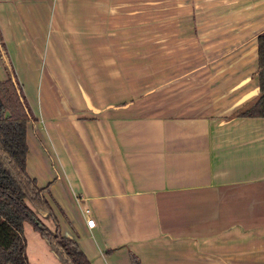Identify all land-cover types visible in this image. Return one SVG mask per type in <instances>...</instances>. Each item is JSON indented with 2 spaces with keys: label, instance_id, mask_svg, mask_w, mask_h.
Returning <instances> with one entry per match:
<instances>
[{
  "label": "crops",
  "instance_id": "obj_1",
  "mask_svg": "<svg viewBox=\"0 0 264 264\" xmlns=\"http://www.w3.org/2000/svg\"><path fill=\"white\" fill-rule=\"evenodd\" d=\"M262 30L264 0H0L25 170L90 264H264Z\"/></svg>",
  "mask_w": 264,
  "mask_h": 264
},
{
  "label": "trees",
  "instance_id": "obj_2",
  "mask_svg": "<svg viewBox=\"0 0 264 264\" xmlns=\"http://www.w3.org/2000/svg\"><path fill=\"white\" fill-rule=\"evenodd\" d=\"M258 95L234 116L264 117V30L256 36ZM0 62L6 77L0 80V264H28L23 222L46 240L61 264H90L75 240L60 234L45 197L50 183L38 186L25 170V127L35 117L13 72L0 34ZM38 215H47L48 228ZM130 264H141L132 254Z\"/></svg>",
  "mask_w": 264,
  "mask_h": 264
},
{
  "label": "rangeland",
  "instance_id": "obj_3",
  "mask_svg": "<svg viewBox=\"0 0 264 264\" xmlns=\"http://www.w3.org/2000/svg\"><path fill=\"white\" fill-rule=\"evenodd\" d=\"M42 222L51 229L50 219L46 215H38ZM23 235L25 238V255L28 264H61L50 250L46 240L38 235L29 224L23 222Z\"/></svg>",
  "mask_w": 264,
  "mask_h": 264
},
{
  "label": "built area",
  "instance_id": "obj_4",
  "mask_svg": "<svg viewBox=\"0 0 264 264\" xmlns=\"http://www.w3.org/2000/svg\"><path fill=\"white\" fill-rule=\"evenodd\" d=\"M87 211V210H86ZM85 211V212H86ZM85 223L88 227H91L93 225V219L89 216L85 217Z\"/></svg>",
  "mask_w": 264,
  "mask_h": 264
}]
</instances>
